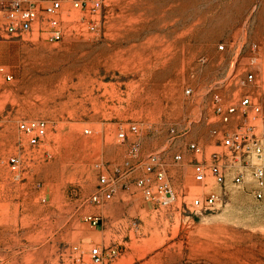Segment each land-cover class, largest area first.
Here are the masks:
<instances>
[{
	"label": "rangeland",
	"instance_id": "374dc122",
	"mask_svg": "<svg viewBox=\"0 0 264 264\" xmlns=\"http://www.w3.org/2000/svg\"><path fill=\"white\" fill-rule=\"evenodd\" d=\"M64 10L60 42L0 41V264H264V189L257 198L249 173L221 186L193 171L224 150L214 95L235 103L250 71L262 114L226 127L264 146V0H103L95 29L91 13ZM41 118L48 133L32 147L18 124ZM152 153L176 195L167 205L133 183ZM123 174L111 200L88 201L102 175ZM210 191L216 206L192 209ZM98 246L119 254L94 263Z\"/></svg>",
	"mask_w": 264,
	"mask_h": 264
},
{
	"label": "built area",
	"instance_id": "2783aa9c",
	"mask_svg": "<svg viewBox=\"0 0 264 264\" xmlns=\"http://www.w3.org/2000/svg\"><path fill=\"white\" fill-rule=\"evenodd\" d=\"M69 2L73 10L91 13V28L95 29L101 21V9L103 0H0V41L38 38L48 42H60L65 36L63 24L64 5ZM258 46L252 45V50ZM220 50L225 46L220 45ZM205 58H201L204 61ZM4 72V68H0ZM6 79L11 80L12 75L4 73ZM239 88H244L241 93L236 94L239 99L235 103H225L219 94L214 95L213 109L217 122L225 125L222 129H215L213 134L220 141L223 152H214L210 161L196 159L193 164L194 178L202 185L210 182L226 186L231 176L235 184H242L245 175H251L254 186L252 192L257 198H261L264 189V146L256 134L242 130H235L226 126L237 122L241 117L253 116L258 118L262 114L261 105L253 99L252 92L247 86L254 84L255 76L251 71L244 77H238ZM191 89H186V94H191ZM20 132L28 137V143L37 147L48 133V122L45 119L21 120L18 124ZM251 130V128H249ZM131 132H137V126L132 125ZM89 133V130H86ZM124 132L119 133L120 138H125ZM188 149L196 154L202 155V149L194 142L187 144ZM183 156L177 154L174 160L179 162ZM17 158H11V164L17 165ZM144 174L134 178V184L142 191L144 197L149 201L158 200L167 205L172 203L176 195L167 179L165 163L161 162L159 153H152L140 162ZM137 169L135 167L133 170ZM131 174V173H130ZM102 175L98 186L88 201L97 206H102L112 199L121 178ZM130 175H126L129 177ZM158 181V182H157ZM157 182V184H156ZM220 196L210 191L205 197H197L192 203V209L196 211H207L213 209ZM93 225L100 223L99 215L86 217ZM119 254L116 246L95 247L91 250V258L94 263H103L105 257L115 259Z\"/></svg>",
	"mask_w": 264,
	"mask_h": 264
}]
</instances>
